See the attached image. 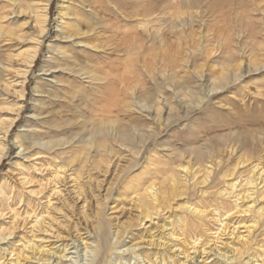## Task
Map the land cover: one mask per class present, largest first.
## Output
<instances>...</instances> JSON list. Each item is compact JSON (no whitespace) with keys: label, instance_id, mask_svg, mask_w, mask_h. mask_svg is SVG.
Masks as SVG:
<instances>
[{"label":"bare ground","instance_id":"obj_1","mask_svg":"<svg viewBox=\"0 0 264 264\" xmlns=\"http://www.w3.org/2000/svg\"><path fill=\"white\" fill-rule=\"evenodd\" d=\"M10 2H12V10L27 19L24 24L14 26V30L12 27L11 30L5 27V24L11 21L9 15L4 17L3 22L0 23V49L3 48L1 44L4 42L16 43L10 45L17 46L13 50V55L11 54L8 59V67L5 66L4 61H0V72L3 74L8 72L7 76L11 77V80L22 79L23 72L28 74L35 65L46 37L50 44L47 49L48 61L43 72L48 74L52 70L62 69L65 72L69 71L70 75L74 74L73 68L64 69L63 67H69V64L74 61L66 48L73 50L72 48L75 49L83 43L77 41L84 36L81 24H88L87 21H81L83 15L76 13L74 15L73 6L61 0L59 20L52 38L47 34L49 20L47 7L41 9L37 3H34L25 8L26 10L22 8L24 10L20 11V9L17 10L21 4L19 0H10ZM20 19L15 18V20ZM133 21L142 29L141 31L149 35V38L147 37L149 41L145 43L139 39L141 34L136 33L135 47L131 50V52L135 51L133 56L141 58V56L146 57L150 52L159 51L157 57L164 60L178 49L175 48V39H166L168 32L166 33L165 29L160 27L157 28V20L152 16L144 15ZM177 22L179 27L175 26ZM177 22L172 23V35L181 44V39L186 35L184 28L188 27L190 22L188 24L180 19H177ZM99 25L102 26L98 23L97 27ZM27 29L29 32L37 33L40 40L24 35L23 32ZM191 29L193 32V28ZM51 38L54 39L53 42L50 41ZM31 39L35 40L34 47L20 52L19 47L22 44L24 46L32 44ZM75 39L76 41H73ZM150 42L152 45H148ZM61 44L66 45L59 47ZM155 44L159 46L156 47ZM88 45L87 43L86 46ZM92 47L95 49L97 46ZM215 50L217 51L213 48L211 53L214 54ZM129 55L132 56L131 53ZM21 57H28V61L21 63ZM61 58L67 62L65 66L62 65ZM136 62L140 63L137 60ZM136 62L110 67L109 70L101 73L95 71L86 73L79 69L76 74L80 75V78L85 77L88 81L85 82L82 79L83 86L85 83L95 82L104 88V92L97 99L90 100L94 107L93 116L87 121L90 123L89 126L80 133H73L66 139L57 138L48 142L45 141V136L36 131L32 134L35 140H30L26 132L17 137L19 153L17 161L12 166L18 167L22 160L33 158L34 155L40 156L36 149L47 151L52 158L51 162L56 165L53 176L57 187L52 195L47 197L45 208H43V203L37 207L28 203L23 206V214L16 209H9L12 223L15 224L11 226L16 228L15 230L8 228L0 232V245L4 247L0 248V264H82V262L113 264V257L119 246L121 249L127 248L126 246L128 248L120 257L115 258L120 262L128 261V264H132V259L136 260L135 264L141 263L138 259H142L143 264H190L193 261V264H209L208 261L217 255L229 260L230 258L218 249L208 252L207 245L199 244L200 237L196 236L198 231L204 227V219H206L204 208L207 207L196 205V202L192 203L196 199V188H200L201 196L206 197L208 191L206 188L212 184L216 187L217 182H222L227 187L221 194H227L231 199L233 192L239 186L237 184L243 183L245 179L243 186L249 189L242 198L248 200L250 205L242 213H251L254 216L252 221L254 225L248 227V230L257 227L264 230V166L261 163L253 166L254 163L251 161L255 156L246 154L231 167L226 165L224 160L228 155L231 158L239 150H245L248 144L244 140H239V138L235 140L232 134L230 139L220 140V144L205 142L202 147L189 148L181 151L182 153L179 152L177 156L175 154L178 151L175 153L176 150L173 147L170 152L172 154L169 156L158 152L163 149V138L160 136L167 128L189 117L194 110H202L214 96L227 90L230 85L237 84L251 74L263 72L264 60L248 61L246 67L243 66L245 60L234 67L231 65L232 62L230 65L224 64L225 67L221 68L218 76L212 80H206L205 66H202L201 72L197 73L200 80L196 90L186 84L183 86L185 89L181 90L180 79L175 82L178 77L177 73L172 74L170 87H166V84L165 86L157 85L155 90H150L145 83H142V74ZM74 63L77 64V61ZM24 67L27 68L25 71L21 69ZM78 67L76 65V68ZM209 68L211 71L216 69L214 65ZM47 76L49 75L41 79L42 82L49 83L46 81ZM6 81L0 77V98L4 97L5 102L9 100L11 89H13V85ZM25 85L22 83L14 86L19 100H24ZM52 85L56 83L53 82ZM167 88L173 89L172 98L180 99L179 103L170 101ZM35 93L44 95L41 88L37 86ZM180 96H184L183 99ZM186 98L191 99V102L186 104L191 107L183 109L184 113L181 114L179 107L186 103H184ZM178 104H180L179 107ZM21 105H24V102ZM36 106H41L37 100L34 107ZM32 110L34 111L35 108ZM18 112L21 113V110ZM136 112L141 113V119L144 117L146 120L150 119L151 126L137 125L133 120L126 121L122 118L123 114L132 115ZM19 116L0 120V145L4 147L7 145V137L18 122ZM30 117L32 118L30 120L38 119L35 114H31ZM159 147L162 148L158 149ZM164 147L166 149V146ZM5 156V150L0 148V163ZM249 167L247 174L241 173L242 168ZM244 175L246 176L243 177ZM108 179H111L110 183ZM61 184L63 186H59ZM105 184L109 187L104 190ZM61 187H64V190L71 188L69 192L74 195L73 201L69 204L64 203L61 209L56 207L53 210L55 204L52 196L64 195ZM120 188L121 191L117 195L116 189ZM227 191H232V193H225ZM0 199H2L1 195ZM236 200L238 201V198ZM60 216H64L63 219L67 224L63 226L66 230L59 228L53 232L50 230L54 228L52 223L59 222L57 217ZM50 218L52 222H48ZM27 227L32 228L30 237L18 232ZM41 231L51 233L54 238H57V243L64 244L61 246L39 244L37 234ZM13 238L14 241H11ZM126 239H129L128 244L125 243ZM248 242L249 240L246 239L245 249ZM14 248H17L18 252ZM80 248H83V251ZM71 249L75 250V253H70ZM214 251L217 253L214 254ZM82 252L83 255H81ZM71 254H75L76 257H71ZM252 256L249 262L255 264L264 257V254H256L253 258ZM181 257L185 262L177 263V259ZM7 259H9L8 263ZM3 260L6 261L2 262ZM199 260H202L201 263Z\"/></svg>","mask_w":264,"mask_h":264},{"label":"rangeland","instance_id":"obj_2","mask_svg":"<svg viewBox=\"0 0 264 264\" xmlns=\"http://www.w3.org/2000/svg\"><path fill=\"white\" fill-rule=\"evenodd\" d=\"M19 1L21 4L17 10L20 9V11L34 3H37L41 9L47 7L49 16L47 34L48 37L52 36L53 38V32L59 20L58 14L61 0ZM48 1L50 2L47 3ZM65 1L73 6L75 12L72 11L74 15L75 13L83 15L81 21H87L88 23L87 25L85 23L81 24L84 36L77 40L83 43L75 47V49L72 48L73 50L69 47L66 48V51L73 57L74 61H77V64L72 61L69 67L63 68H73L74 74L70 75L69 71L65 72L62 69L52 70L48 74L43 72L44 66L48 61L47 49L50 44L46 37L35 65L29 70L28 74L23 72L22 79L15 78L11 80V77L7 76L8 72L4 74L0 72V77L4 81L8 80L9 82H6L13 85L9 100L5 102L4 97L0 98V120L13 119L20 114L18 122L7 137V145L5 147L0 145V148L5 150L6 155L0 163V195L2 197L0 199V205L2 204L0 206V232L8 228H14V230L16 228L15 226H11L13 223L9 209H16V211H20L23 214V206L28 203L32 204L33 207H37L43 203V208H45L47 197L52 195L53 190L57 187L56 179L53 176L56 165L51 162L52 158H50L47 151L36 149L37 153H40V156L34 155L33 158L22 160L18 167L12 166L17 161L16 158L19 153L17 150V137L26 132L30 140H35L32 134L36 131L45 136L46 142L57 138L66 139L71 137L73 133H80L90 124L87 121L92 118L94 112V107L90 103V100L97 99L104 92V88L95 82L85 83V86H83L81 84L82 79L85 82L88 81H86L85 77L80 78V75L76 74L79 72V69L81 71L84 70L86 73L89 71L101 73L104 70H109L110 67L121 66V64L136 62L137 60L140 62L136 63H138L139 71L142 74V83H145L148 89L155 90L157 85L165 86V84L167 85L166 87H170L172 74L177 73L178 77L175 82H178L180 79L181 90L185 89L183 87L185 84L186 86H190L191 89L194 88L196 90L197 85H199L198 81L200 80L197 73L201 72L202 66H205L204 75L206 80H212V78L214 79L215 76H218L221 68L225 67V65H230L231 62L232 67H234L245 60L243 66L246 67L248 61L259 62L264 60V0ZM11 4L10 0L0 1V23L3 22L4 17L9 15L11 21L7 22L5 27L10 30L12 27V30H14L15 28L13 29V27L24 24L27 17L22 16L19 12V14H16L12 10ZM144 15L152 16V18L157 20L156 27L165 29L166 33L168 32L166 39H175L174 41L176 42L178 40L172 35L173 21L177 22V19H180L185 20L188 24L190 22L188 27H183L186 35L181 39V44L175 42V48L179 49H176L171 54L174 55L175 53V57L170 55L163 60L157 57L159 51L150 52L146 57L141 56V58L132 55L135 53V51L131 52V50L135 47L134 36L136 33L141 34L140 40H143L145 43L149 41V35L141 31L142 29L133 21L135 18ZM15 18L21 19L15 20ZM98 23H101L102 26L99 25L97 27ZM129 23H133L135 26ZM165 25L166 27H164ZM175 26L179 27L178 22ZM191 28H193V32ZM123 29L126 31L124 32ZM23 34L37 39L40 37L33 31L29 32L28 29ZM52 38L51 42L54 40ZM73 41H76V39ZM4 43L1 44L3 48L0 49V61H4L5 66L8 67V59L17 46L14 47L16 43ZM31 43L26 46L22 44L19 47V51L30 50L34 47L35 40L31 39ZM87 43L91 46H86ZM150 43L148 45H152V42ZM65 45L61 44L59 47ZM93 45L97 47L94 49ZM155 46L158 47L159 45L155 44ZM213 48L217 49L214 54L211 53ZM210 54L213 56L211 57ZM60 60H62L63 66L67 64L63 58ZM25 61H28V57H21V63ZM171 61L172 63H170ZM75 64L79 67L76 68ZM210 64L214 65L216 69L211 71L209 68ZM21 69L25 71L27 68ZM14 72L16 74V71ZM46 75H49L46 79L49 83L42 82L41 80ZM14 80H17V82H13ZM53 82L56 85H52ZM22 83L24 85L26 83L24 87L25 97L24 100H19L14 86H19ZM36 86L44 92L43 96L42 94L37 95L35 93ZM17 89L21 91L20 88ZM167 95L171 102L179 103L180 99L176 100V98H172V88H167ZM180 97L183 99L184 96ZM36 100L41 103V106L34 107ZM23 102L24 105H21ZM190 102L191 99L186 98L184 99L185 104L181 106L178 104V107L180 106L179 113L182 114L184 113L183 109L190 108L191 105H186ZM33 108H35L34 111L32 110ZM19 110H21V113L18 112ZM31 114L38 116V119L30 120L32 119L30 117ZM140 116L141 113L136 112L132 115L123 114L122 118L126 121L133 120L137 125L150 127L152 121L150 119H147V121L146 117L141 119ZM232 134L235 136V140L238 138L239 140L242 139L248 145L246 144V149L243 151L239 150L233 157L230 158V155L226 156L224 159L226 165L228 164L230 167L235 165L246 154L256 157H253L254 159L251 161L254 163L253 166L260 163L264 166V71L251 74L237 84L230 85L227 90L214 96L212 101L202 110H194L189 117L173 123L160 136L163 138V149L159 147L158 149L161 150H158V152L164 156H169L172 154L170 152L174 148L176 150L175 153L178 152L173 154L177 156L180 154L179 152L186 151L189 148L202 147L205 142L210 141L215 145L220 144V140L224 138L230 139ZM164 146H166V149ZM255 153L257 155H254ZM242 169L241 173L247 174L250 167ZM110 180L108 179L109 183ZM243 180L245 181V179ZM244 181L237 184L239 186L233 192V198L231 199L227 194H221L227 189L222 182H217L216 187L214 184L208 186L206 188L208 190L206 197H202L201 189L196 188V199L192 203L196 202V205H200L201 207L207 206L204 208L206 211L205 223L203 221L204 227L196 235L198 238L200 237L199 244L207 245L208 252L218 249V251L230 258L229 260L227 259V263V260L223 259V257L219 255L213 256L208 261L209 264H215L216 262V264H251L249 260L252 255L264 254V230L259 227L248 230V227L254 225V222H252L254 216L251 213H242L250 205L248 200L242 198L243 195L248 193L247 190L249 189L243 186L245 184ZM213 185L214 188H212ZM104 186V190L109 187L106 184ZM61 190H64V187H61ZM70 190L71 188L64 190L63 197L52 196L55 204L53 210L56 207L57 209H61V207H64V203L69 204L73 201L74 195L69 192ZM119 191H121V188L116 189L117 195ZM225 193L229 194L232 191ZM236 198H238V201ZM40 207L42 209V206ZM90 212L92 213L93 211ZM63 217H57L59 222L52 223L53 229H47L53 230V232H56L59 228L66 230L63 225L67 223ZM51 219H48V222ZM19 231L25 234V236L30 237L32 228L27 227ZM37 235V241L44 246L51 244L61 246L64 244L57 243V238H54L51 233L41 231ZM246 239L249 242L246 244L247 247L245 249L244 243ZM11 241H14V238ZM125 241L128 244L129 239ZM126 247L128 248V246ZM184 247L189 248L187 245H184ZM0 248L4 247L0 245ZM127 248L121 249L120 246L118 247L113 257V264L115 262L116 264H128V261L120 262L115 258L120 257ZM15 249L18 252V249ZM80 250L83 251V248H80ZM248 250H250L249 253ZM1 253L3 254L4 252ZM70 253H75V250L71 249ZM213 253L217 252L214 251ZM81 255H83V252ZM70 256L76 257L75 254H71ZM138 260L141 262L140 264H143L142 259ZM254 260L257 261V259ZM4 261L6 260L2 262ZM201 261L199 260V263ZM8 262L9 259H7ZM180 262H185L183 257L177 259V263ZM263 262L264 257L258 263L255 262V264H262ZM135 263L136 260L132 259V264ZM193 263L194 261L190 264ZM82 264L86 263L82 262Z\"/></svg>","mask_w":264,"mask_h":264}]
</instances>
